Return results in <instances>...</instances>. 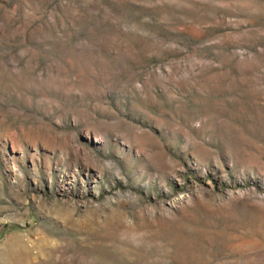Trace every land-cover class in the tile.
I'll list each match as a JSON object with an SVG mask.
<instances>
[{"label": "rangeland", "instance_id": "rangeland-1", "mask_svg": "<svg viewBox=\"0 0 264 264\" xmlns=\"http://www.w3.org/2000/svg\"><path fill=\"white\" fill-rule=\"evenodd\" d=\"M0 264H264V0H0Z\"/></svg>", "mask_w": 264, "mask_h": 264}]
</instances>
